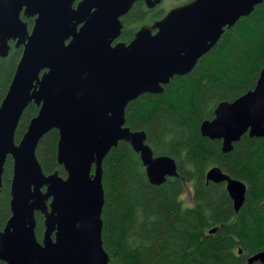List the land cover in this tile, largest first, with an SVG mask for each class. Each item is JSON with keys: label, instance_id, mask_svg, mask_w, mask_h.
Returning a JSON list of instances; mask_svg holds the SVG:
<instances>
[{"label": "water", "instance_id": "95a60500", "mask_svg": "<svg viewBox=\"0 0 264 264\" xmlns=\"http://www.w3.org/2000/svg\"><path fill=\"white\" fill-rule=\"evenodd\" d=\"M138 1L153 9L162 0H0V57L7 56L10 42L22 47L0 104V189L8 156L13 163L11 215L0 231L5 264H110L101 239L102 162L109 151L128 143L151 185L178 175L173 158L153 155L144 131L125 126L127 105L143 94H160L171 79L187 75L225 29L264 3L192 0L139 27L128 44L116 42L122 17ZM22 18L33 19L30 30ZM31 103L38 112L15 143ZM51 130L58 133L56 161L65 177L44 174L36 158L40 139ZM199 132L220 141L223 154L246 134L264 138V67L253 89L220 103ZM205 179L224 184L238 213L246 185L218 167ZM35 213L43 217L41 242ZM246 262L264 264V250Z\"/></svg>", "mask_w": 264, "mask_h": 264}, {"label": "trees", "instance_id": "16d2710c", "mask_svg": "<svg viewBox=\"0 0 264 264\" xmlns=\"http://www.w3.org/2000/svg\"><path fill=\"white\" fill-rule=\"evenodd\" d=\"M180 1L177 5L192 0ZM165 13L161 4L148 9L143 1L136 2L122 17L124 26L116 42L128 44L139 27L153 24ZM22 19L30 28L32 19ZM9 46L7 56L0 57V104L22 53V47L16 48L13 42ZM263 67L261 3L225 29L187 75L171 79L160 94H143L127 105L125 126L144 131L153 155L173 158L178 175L151 185L128 143L119 142L109 151L102 162L101 239L110 264H247L249 256L264 250V138L246 134L223 154L220 141L199 132L203 121L214 118L220 103L232 102L253 89ZM37 112L33 103L25 109L15 143ZM57 140V131L51 130L40 139L35 154L44 174L57 171L65 177L56 161ZM12 165L8 156L0 189V231L11 215ZM212 167L246 185L238 213L223 183L206 182ZM187 189H191L190 203L184 205L181 197ZM35 220V236L41 242L42 215L35 213Z\"/></svg>", "mask_w": 264, "mask_h": 264}, {"label": "rangeland", "instance_id": "374dc122", "mask_svg": "<svg viewBox=\"0 0 264 264\" xmlns=\"http://www.w3.org/2000/svg\"><path fill=\"white\" fill-rule=\"evenodd\" d=\"M181 1L180 0H162L161 6L167 12L175 6H178ZM191 189H187L181 197V200L184 202V205H188L190 203Z\"/></svg>", "mask_w": 264, "mask_h": 264}, {"label": "flooded vegetation", "instance_id": "af4514ba", "mask_svg": "<svg viewBox=\"0 0 264 264\" xmlns=\"http://www.w3.org/2000/svg\"><path fill=\"white\" fill-rule=\"evenodd\" d=\"M24 20V19H23ZM27 20H29V19H27ZM25 21V20H24ZM32 23H33V19H32ZM27 25H28V23H27ZM31 26H32V24H31ZM31 26H30V28H29V25H28V29L30 30L31 29Z\"/></svg>", "mask_w": 264, "mask_h": 264}]
</instances>
